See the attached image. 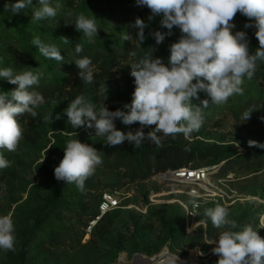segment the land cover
Masks as SVG:
<instances>
[{"label": "rangeland", "instance_id": "rangeland-1", "mask_svg": "<svg viewBox=\"0 0 264 264\" xmlns=\"http://www.w3.org/2000/svg\"><path fill=\"white\" fill-rule=\"evenodd\" d=\"M15 2L0 0V69L42 73L30 91L41 93L45 103L36 109L35 118L28 113L17 117L22 129L17 150L0 148V155L10 162V167L0 168V216L12 219L15 236L14 250L0 249V264H132L137 255L151 258L165 251L162 259L192 258L186 264H217L219 257L212 249L224 229L214 228L203 215L205 208L217 204L226 207L229 219L237 222L234 231L251 226L264 238V148L248 143L264 144V62L257 61L253 79L244 78L242 95L203 110L199 131L187 137L180 133L174 139L158 133L159 147L150 140L138 148L127 141L107 147L106 138L95 136L94 128H71L64 110L84 95L97 109L105 104L110 111H130L124 108L131 104L135 89L130 66L150 56L168 65L170 46L180 39V29L174 26L157 44L150 33L169 30L161 26L162 16L149 20L150 9L138 6L136 0H50L52 6L59 3L61 7L55 18L41 21L32 20L39 8L37 0L19 13L5 8ZM81 13L95 18L99 31L91 40L75 29ZM137 17L148 25L141 45L135 39L138 29L131 27ZM249 22L237 13L231 31L246 32L254 54L252 46L259 44L255 28L244 27ZM126 34L133 39L124 41ZM37 36L45 45H55L64 60L44 57L32 43ZM63 37L70 43L65 44ZM27 44L33 46L32 51L28 52ZM77 44L83 48L80 53L75 51ZM85 57L92 61L90 84L79 79L75 64ZM16 87L0 79V92ZM199 95L200 100L207 98L205 93ZM200 100L192 102L199 105ZM248 110H254L250 119H242ZM115 124L125 133L141 127L119 119ZM154 127L143 131L147 134ZM73 139L95 147L102 159L83 191L54 176L66 143ZM178 166H218L204 182L212 195L200 190L196 216L190 215L193 209L188 203L194 185L175 183L169 177L170 168ZM114 191L121 192L124 205L131 207L97 219L100 198Z\"/></svg>", "mask_w": 264, "mask_h": 264}, {"label": "clouds", "instance_id": "clouds-1", "mask_svg": "<svg viewBox=\"0 0 264 264\" xmlns=\"http://www.w3.org/2000/svg\"><path fill=\"white\" fill-rule=\"evenodd\" d=\"M37 3L39 8L32 13L34 21L55 18L61 7L59 3L52 6L50 0H37ZM136 4L150 9L149 20L162 16L160 24L169 31L167 34L160 31L150 33L157 44L171 34L174 26L180 29L182 35L178 42L170 46L168 65L160 58L150 56L130 66L135 89L131 104L124 105L130 111H110L105 104L97 109L84 95H78L68 104L64 111L71 128H94L95 136L106 138L104 145L107 147H116L127 141L138 148L145 140L159 147L161 139L158 133L174 139L180 133L187 137L199 131L204 123L203 110L209 108L210 104L223 105L233 95H242L244 78L253 79L257 61L264 62V0H136ZM32 6L33 0H16L14 4H5V8L12 13ZM237 13L250 21L244 25L245 28L256 30L259 47L254 54L249 51L246 32L233 34L231 31L235 27L231 22ZM74 26L89 40L98 35L95 18H88L83 13L77 17ZM147 26L139 17L131 25L138 29L135 39L140 45L146 39L144 30ZM123 39L131 41L133 36L126 34ZM63 41L70 43L65 37ZM32 43L44 57L64 60L55 45H45L38 36L33 38ZM82 50L81 45L75 46L77 53ZM75 64L79 69V79L92 83L91 59L85 57L76 60ZM41 75L33 71L15 74L12 68L0 69V79L17 86L10 92H0V148L15 152L22 139L17 117L28 113L35 118L36 109L45 103L41 93L30 91L32 86L38 84ZM200 93H205L207 98L200 100ZM193 99L200 100V104H193ZM253 111H245L242 119H250ZM117 119L125 125L138 122L141 127L135 132L125 133L117 129ZM153 125L154 130L145 134L144 127ZM248 143L249 146L264 148V144L255 141ZM63 150V158L54 168L55 179L65 184L74 183L78 190L83 191L85 181L102 163L98 150L78 139L69 140ZM6 167H10V162L0 155V168ZM190 197L188 203L193 209L190 215L196 216L195 209L200 207L197 203L199 194L193 191ZM203 215L210 219L214 228L224 229L218 236L217 246L212 249L213 254L219 257L217 264H264V238L258 231L251 226L234 231L238 227L237 222L229 219L228 209L219 204L214 208H205ZM13 233L12 219L7 215L0 216V249L14 250Z\"/></svg>", "mask_w": 264, "mask_h": 264}, {"label": "built area", "instance_id": "built-area-1", "mask_svg": "<svg viewBox=\"0 0 264 264\" xmlns=\"http://www.w3.org/2000/svg\"><path fill=\"white\" fill-rule=\"evenodd\" d=\"M192 168H181L177 170H171V173L174 174H186L188 173L189 178L195 180V182H201L204 181L211 173H214L216 171V166H211L208 168H195L193 170H190ZM125 196H122L121 192L114 191V192H105L102 197V201L99 206V216L97 219H100L105 214L121 208L123 206L125 207H131V205L127 206L124 205V198Z\"/></svg>", "mask_w": 264, "mask_h": 264}, {"label": "bare ground", "instance_id": "bare-ground-1", "mask_svg": "<svg viewBox=\"0 0 264 264\" xmlns=\"http://www.w3.org/2000/svg\"><path fill=\"white\" fill-rule=\"evenodd\" d=\"M218 166H216L217 168ZM212 174V173H211ZM169 177L171 178H175L176 180H173L172 182H175V183H180L182 185H194V187L192 188L191 192L195 191L199 194V196L201 195V192L200 190H204L206 192H209L210 195H212V191L208 188L207 185H205V181L209 179V177H207L204 181H201V182H195V180L189 178V175L188 173L186 174H170ZM152 197H156V196H152ZM154 198H152L153 201H156L154 200ZM166 254V251L163 252L162 254L158 255L157 257H145V256H140V255H137L136 259L134 260V262L132 264H138L137 262L140 260V261H143V262H151L152 260L154 261L155 264H169V258H165V259H162V257H164ZM196 254L194 253L193 254V257H195ZM122 261L123 262H126V257L124 255H122ZM171 258V264H186V263H190L192 258H186V259H181L179 257H170ZM156 259V261H155ZM152 263V264H154Z\"/></svg>", "mask_w": 264, "mask_h": 264}, {"label": "trees", "instance_id": "trees-1", "mask_svg": "<svg viewBox=\"0 0 264 264\" xmlns=\"http://www.w3.org/2000/svg\"><path fill=\"white\" fill-rule=\"evenodd\" d=\"M259 46H257V45H253L252 46V51L253 52H255L256 51V49L258 48ZM27 48H28V52L29 51H32L33 50V46L31 45V44H27ZM228 157H226V158H224L223 160H225V159H227ZM181 168H186V166H178V167H173V168H170V169H173V170H177V169H181ZM187 168H195V166H188ZM101 201H102V197L100 198V202H99V205H100V203H101ZM116 210V209H115ZM114 211V210H113ZM100 211H98V213H99ZM112 212V211H111ZM110 213V212H109ZM109 213H107V214H109ZM97 214V213H96ZM106 215V214H105ZM94 217V216H93Z\"/></svg>", "mask_w": 264, "mask_h": 264}]
</instances>
